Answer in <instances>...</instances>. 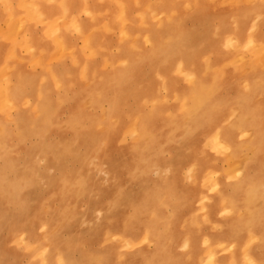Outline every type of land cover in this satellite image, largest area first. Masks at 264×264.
Here are the masks:
<instances>
[{"label": "rangeland", "instance_id": "obj_1", "mask_svg": "<svg viewBox=\"0 0 264 264\" xmlns=\"http://www.w3.org/2000/svg\"><path fill=\"white\" fill-rule=\"evenodd\" d=\"M35 1L45 8L42 0H23L22 12L9 11L0 27V170L33 182L23 196L37 229L17 240L40 251L80 230L84 242L71 250L79 260L84 250L101 248L103 242L91 236L108 214L135 213L128 201L122 208L111 203L115 192H124L135 203L156 198L160 212L176 220V229L184 233L168 241L175 253L191 251L185 235L195 232L201 234L199 263L208 264L210 245L219 264H253L241 251L243 242L206 244L203 235L224 232L214 221L243 215L240 208L227 211L232 206L224 197L242 191L244 176L264 173V149L250 142L253 130L240 127L239 102L233 101L246 92L250 74L264 75V51L254 52L248 41L255 36L264 46V0H43L52 9L50 18L30 13ZM31 25L43 36L41 43L31 44ZM239 46L248 50L244 58ZM190 47L198 49L190 57L168 55L170 48ZM195 58L197 70L191 65ZM124 72L130 77L118 82ZM186 72L199 80L208 77L209 85L218 79L216 99L232 101L210 125L196 124L189 116L196 91ZM121 89V102L115 105ZM260 93L255 104L264 110ZM155 112L152 138L144 149L133 126ZM217 132L223 133L222 140L231 137L237 149L217 144ZM60 148L64 151L56 157L53 152ZM59 161L70 176L64 185ZM78 177L86 179L87 187H76ZM217 179L219 189L213 187ZM174 197L189 198L188 205L175 210L166 202ZM262 202L258 198L255 205ZM191 216L198 219V228L185 232ZM158 225L167 230V224ZM24 232L22 227L17 231ZM145 235L140 231L134 248L122 250L154 252L158 239L145 240ZM121 237L108 239L120 243ZM249 240L246 234L244 241ZM252 244L260 259L256 264H264L262 243ZM22 259L28 264L27 255ZM144 262L137 258L134 264Z\"/></svg>", "mask_w": 264, "mask_h": 264}, {"label": "bare ground", "instance_id": "obj_2", "mask_svg": "<svg viewBox=\"0 0 264 264\" xmlns=\"http://www.w3.org/2000/svg\"><path fill=\"white\" fill-rule=\"evenodd\" d=\"M1 1V0H0ZM16 1L19 4L20 0H8L12 5ZM42 3V2H41ZM42 4L37 3L29 7L30 13L33 16L44 17L47 16L50 18L49 13L51 8L48 5H44L45 8H40ZM13 7V5H12ZM22 7V4H21ZM264 7V6H263ZM69 9V7H67ZM257 11V10H256ZM30 14V15H31ZM31 15V16H32ZM52 16V14H51ZM29 40L31 44L41 43L43 36L39 35L34 26H29L27 30ZM249 45L253 47V50L256 53H262L264 51V46L258 43V39L252 37L248 40ZM197 48L190 47L179 49L176 51H171V48L168 49V55L172 52H182L185 57H190L192 53H197ZM238 52L241 58H244L248 52L244 46L238 47ZM185 59V58H184ZM260 59L264 61V53L261 54ZM186 60V59H185ZM255 60L251 62V65H254ZM192 67L195 70L198 69V61L196 58L192 60ZM180 67H184L183 62H180ZM211 68V66H209ZM186 75L194 82V89L196 94H191V97H194L193 108L190 110L189 116L191 120L196 124L210 125L215 120L216 116L223 110V107L229 103L231 100H218L215 96V85H217V80L214 84H208L207 78L204 77L202 80H199L196 74L193 72H186ZM130 77L129 73H122L116 80L121 82L123 80L127 81ZM247 89L246 92L239 94L234 98L233 101H238V109L235 111L236 115H239L238 123L240 127L247 130H253L251 143H254L260 149H264V110L261 109L260 105H256L255 95L261 92L264 93V75L258 76L255 73L250 74L248 81H246ZM21 91V90H20ZM18 91V92H20ZM124 90H120L114 98V104L121 102L122 93ZM190 95V94H189ZM157 112L146 114L143 117H140L135 120L133 129L135 132L139 133L140 141H143L145 148L147 149V143L150 142L152 138V133L150 131V125L154 124L157 119ZM21 121V119H20ZM250 127V128H247ZM222 132H217L216 143L220 144L223 147H231L235 150L237 145L235 141L230 137H227L228 140H222ZM242 147L239 149L241 150ZM134 150V149H133ZM64 151V148H60L57 151H54L56 157ZM58 161V160H57ZM11 160H7V164H10ZM59 167H61V177L60 183L65 184L67 181H70V176L63 171L61 161L57 162ZM264 166V162L260 164V167ZM136 172V171H135ZM253 178L250 175L244 176L243 183H241L242 191L239 193L233 191L224 197L226 203L230 201V210L232 212L235 209L240 208L242 216L234 218L232 220L229 217H225L222 220L214 221V224L221 223L225 230L221 234L210 233L212 236L203 235V240L208 244L213 242H218L226 244L231 242L232 244L243 242V248L241 251L244 252L245 258L249 263L256 264L260 261L259 258L254 256V252L257 248H253L255 242L262 243L260 249H264V173L260 172V175ZM86 179L83 177H78L75 184L78 188L87 187ZM23 176L12 179L9 175H3L2 170H0V264H22V257L27 255L29 257L28 264H134L135 259L142 258L148 264H201L200 252L201 248L198 244L201 234L195 232H190L185 235V247L187 249L191 248V251L186 254L175 253L173 248L169 246L168 241L171 240L175 242L179 235L176 229L175 219L169 221L168 218L160 212L158 207L157 199L152 196L148 198H141L135 203V200L128 197L124 192L119 195L115 192L112 200L114 208H122V203H132L136 211L133 215L127 216L119 214L116 216L115 213L111 212L105 217V221L101 226L95 229V234L91 236L93 241L98 239L103 242L99 250L87 249L84 250L79 260H75L74 254L71 251L73 248L82 246L84 240L80 230L74 232L70 239L63 244L57 242H52L48 248L37 251L35 248H30L28 244H25L23 247L24 241L19 242L18 238H25L28 234H32L37 230L33 229L34 227V214L31 213L32 206H29L28 202L25 201L24 196L26 191L24 189L33 187ZM220 183L218 179L214 182L213 187L219 189ZM27 190V189H26ZM244 193V196H241ZM75 195V192L72 191L70 194L71 197ZM263 198L261 205H255L258 198ZM206 196H204L202 201H205ZM166 202H170L175 210H182L188 205L189 198L187 197H174L168 198ZM125 205V204H124ZM205 207V203L203 204ZM102 211H98L100 213ZM148 214H152L151 218H146ZM72 215V214H71ZM207 216L210 218L209 213ZM77 217V216H76ZM117 217H120L118 220ZM186 222H189L190 225L187 227L185 232L192 230L193 228H198L197 223L198 219L195 216H191L186 219ZM167 224V230L161 231L160 225L158 224ZM24 228L25 234L20 233L18 235L17 231L19 228ZM145 231V240L149 236H155L158 239L157 245L154 252L148 253L144 248L139 250H132L129 253H126L122 250V247L128 246L134 248V242L137 241V237L140 234V231ZM199 233H201L199 231ZM249 236V241H244L245 235ZM117 235H121V241L116 242L109 240L112 236V239L116 238ZM57 238V236H53ZM212 237L215 241L212 240ZM71 244V249L68 245ZM252 244V245H251ZM137 245L136 247H138ZM39 248L40 246H36ZM208 258V264H219L217 258V252L215 248L208 247V253L206 259ZM145 263V262H144ZM145 263V264H147Z\"/></svg>", "mask_w": 264, "mask_h": 264}, {"label": "crops", "instance_id": "obj_3", "mask_svg": "<svg viewBox=\"0 0 264 264\" xmlns=\"http://www.w3.org/2000/svg\"><path fill=\"white\" fill-rule=\"evenodd\" d=\"M23 0H20L19 4L17 3L16 6V1L13 2V7L12 5L8 2V0H1L0 1V27H1V22L5 20L7 17H9L10 13L9 11H12V9L16 10L15 12H22V4ZM43 4L46 5L45 1H41ZM11 8V10H9Z\"/></svg>", "mask_w": 264, "mask_h": 264}]
</instances>
